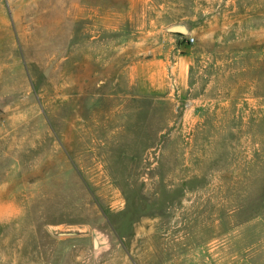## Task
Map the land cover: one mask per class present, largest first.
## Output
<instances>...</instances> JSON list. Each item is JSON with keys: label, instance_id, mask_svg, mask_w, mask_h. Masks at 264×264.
<instances>
[{"label": "rangeland", "instance_id": "374dc122", "mask_svg": "<svg viewBox=\"0 0 264 264\" xmlns=\"http://www.w3.org/2000/svg\"><path fill=\"white\" fill-rule=\"evenodd\" d=\"M0 264H264V0H0Z\"/></svg>", "mask_w": 264, "mask_h": 264}, {"label": "water", "instance_id": "95a60500", "mask_svg": "<svg viewBox=\"0 0 264 264\" xmlns=\"http://www.w3.org/2000/svg\"><path fill=\"white\" fill-rule=\"evenodd\" d=\"M168 30L170 32H178L182 34H186L189 31V28L184 24V23H179V24H173L171 25ZM94 244L95 247L98 248L100 246V242L97 237H94Z\"/></svg>", "mask_w": 264, "mask_h": 264}, {"label": "built area", "instance_id": "2783aa9c", "mask_svg": "<svg viewBox=\"0 0 264 264\" xmlns=\"http://www.w3.org/2000/svg\"><path fill=\"white\" fill-rule=\"evenodd\" d=\"M194 39L192 38V41H193Z\"/></svg>", "mask_w": 264, "mask_h": 264}]
</instances>
